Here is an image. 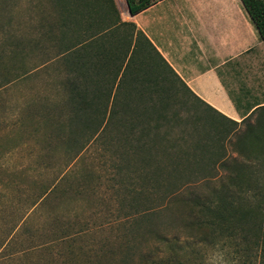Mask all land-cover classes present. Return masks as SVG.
Instances as JSON below:
<instances>
[{"label": "trees", "instance_id": "1", "mask_svg": "<svg viewBox=\"0 0 264 264\" xmlns=\"http://www.w3.org/2000/svg\"><path fill=\"white\" fill-rule=\"evenodd\" d=\"M20 1L21 37L29 38L35 33V45L46 43L40 45L48 54L23 76L46 73L51 78L47 84L53 93L36 109L52 122L54 136L65 148L79 152L100 136L101 144H105L117 165L118 184L127 180V185L132 186H128L130 192L137 194L146 192L147 183L149 191L162 192L158 209L145 211L149 226L135 233L146 244L133 236L135 242L119 250L114 264H163L161 244L196 240L212 243L218 231L230 230L232 236L238 230L244 232L243 227L264 257V182L244 181L255 172L250 163H219L207 168L209 172H222L226 180L213 175L190 178V166L177 162L184 158L179 156L181 144L178 153L180 142L169 139L180 134L179 139L186 140L189 121L181 115L180 105L193 98L216 111L189 89L133 21L122 19L115 0ZM125 1L133 15L156 0ZM241 1L264 40V0ZM120 95L126 98L120 99ZM217 114L227 121L228 132L248 122L239 140L261 139L264 104L257 105L240 121ZM159 137L170 142L165 147L172 161L170 167L148 163L157 158L156 149L155 153L152 150ZM76 165L64 163L50 179L33 178L30 188L21 187L27 193L20 197L13 221L0 241V264H7L15 256L12 245L36 217L45 212V219H55L52 205L63 201L68 192L66 183ZM89 176L95 177L93 171ZM95 186L90 191L95 192ZM87 189L76 183V193ZM251 193L259 195L255 203L242 198ZM239 198L245 202L237 203ZM162 219L170 229L160 227ZM171 227L178 229L170 231ZM60 232L56 238L35 242L27 250L36 255L51 252L54 246L72 244L85 231L62 227Z\"/></svg>", "mask_w": 264, "mask_h": 264}, {"label": "rangeland", "instance_id": "2", "mask_svg": "<svg viewBox=\"0 0 264 264\" xmlns=\"http://www.w3.org/2000/svg\"><path fill=\"white\" fill-rule=\"evenodd\" d=\"M115 2L122 19L127 20L126 1ZM21 7L20 0H0V241L13 221L20 197L27 193L21 191V187L30 188L33 178L50 179L64 163L78 165L66 183L68 192L63 201L52 205L55 219H45V212L36 217L33 225L21 233L17 243L12 245L11 252L15 256L7 264H84L96 261L99 264H114L119 250H126V243L135 242L133 236H137L142 245L146 244L144 238L135 233H141L149 226L145 211L158 209L162 192L149 191L147 183L146 192L137 194L130 192L128 186H132L127 185V180L118 184L117 165L111 160V152L105 144H101L99 139L103 138L100 136L80 152L65 148L54 136L52 122L36 109L53 93L52 87L47 84L51 78L46 73L23 76L48 54L41 47L44 42L35 45V33L29 38L21 37ZM119 98L126 97L120 95ZM180 107L181 115L189 121L186 140L182 142L180 134L169 139L180 142L177 149L179 153L181 144L179 156L184 158L177 162L190 166L193 172L191 179L206 175L225 179L222 172H209L207 168L216 167L219 163H250L255 172L244 181L264 182V132L258 140H239L248 122H241L236 130L228 132L227 121L195 99H187V103ZM169 143L167 138L156 139L152 151L155 153L156 149L157 158L148 161L150 166L160 163L170 167L172 161L167 158L165 150ZM91 171L95 177L89 176ZM76 183H82L89 189L76 193ZM94 184L95 192H92L90 188ZM135 186L138 187V184ZM242 198L255 203L259 195L251 193ZM244 202L240 198L237 200L239 204ZM159 225L170 229L164 219ZM62 227L71 231L83 229L85 232L72 244L54 246L51 252L29 253L27 249L35 242L56 238ZM250 227L253 228V225ZM171 228L170 231L178 229ZM243 229L248 231L245 227ZM245 231L238 230L232 236L230 230L218 231L211 239L213 242L206 244L197 240L175 245L173 242L161 244L162 263L264 264L260 248Z\"/></svg>", "mask_w": 264, "mask_h": 264}, {"label": "crops", "instance_id": "3", "mask_svg": "<svg viewBox=\"0 0 264 264\" xmlns=\"http://www.w3.org/2000/svg\"><path fill=\"white\" fill-rule=\"evenodd\" d=\"M127 20L217 113L240 121L264 104V40L241 0H156Z\"/></svg>", "mask_w": 264, "mask_h": 264}]
</instances>
